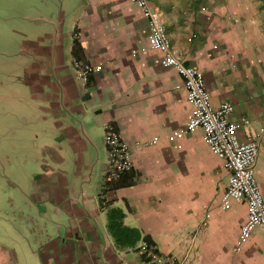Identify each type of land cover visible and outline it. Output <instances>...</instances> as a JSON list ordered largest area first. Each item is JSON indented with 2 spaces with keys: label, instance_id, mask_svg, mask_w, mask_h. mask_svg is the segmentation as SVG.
Wrapping results in <instances>:
<instances>
[{
  "label": "crops",
  "instance_id": "1",
  "mask_svg": "<svg viewBox=\"0 0 264 264\" xmlns=\"http://www.w3.org/2000/svg\"><path fill=\"white\" fill-rule=\"evenodd\" d=\"M150 1L212 107L249 120L264 199V0ZM0 31V264H146L142 242L175 264H237L246 206L220 209L227 173L201 130L168 141L186 91L128 0H0ZM73 62L101 71L82 84ZM105 126L130 149L116 180Z\"/></svg>",
  "mask_w": 264,
  "mask_h": 264
},
{
  "label": "built area",
  "instance_id": "2",
  "mask_svg": "<svg viewBox=\"0 0 264 264\" xmlns=\"http://www.w3.org/2000/svg\"><path fill=\"white\" fill-rule=\"evenodd\" d=\"M135 7V14L146 20L148 34L146 43L149 49L160 53V64L164 68L174 69L182 80L181 86L186 91L189 113L186 126L172 132L169 142H176L186 133L202 131V139L211 154L222 162L227 173V185L219 201L223 212L229 210L233 203L245 204L246 219L242 223L233 252L238 253L247 244L252 235L259 231L264 243V199L254 175V165L258 154L256 138L252 136L241 142L238 131L250 125L248 119L239 118L231 121L233 114L231 104L223 103L213 108L202 72L186 66L172 52L169 38L157 11L150 0H128ZM135 54V52H132ZM76 78L85 84L90 75L101 71V65L72 63ZM103 142L107 150L106 178L116 180L132 168L128 145L110 126H105ZM154 138L150 144H155ZM180 148V145H177ZM145 255L146 264H175V259L161 254L154 246L142 242L139 246Z\"/></svg>",
  "mask_w": 264,
  "mask_h": 264
},
{
  "label": "rangeland",
  "instance_id": "3",
  "mask_svg": "<svg viewBox=\"0 0 264 264\" xmlns=\"http://www.w3.org/2000/svg\"><path fill=\"white\" fill-rule=\"evenodd\" d=\"M0 35H2L0 31ZM3 35L4 32H3ZM8 246V244H5ZM24 255L19 253V259L23 260ZM237 264H264V243L263 236L258 234L253 241L247 244L245 249L241 250L237 255Z\"/></svg>",
  "mask_w": 264,
  "mask_h": 264
},
{
  "label": "trees",
  "instance_id": "4",
  "mask_svg": "<svg viewBox=\"0 0 264 264\" xmlns=\"http://www.w3.org/2000/svg\"><path fill=\"white\" fill-rule=\"evenodd\" d=\"M144 261L146 262V258H145V256H144Z\"/></svg>",
  "mask_w": 264,
  "mask_h": 264
}]
</instances>
